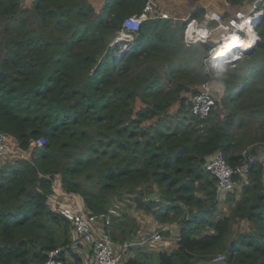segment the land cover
<instances>
[{"label": "trees", "instance_id": "16d2710c", "mask_svg": "<svg viewBox=\"0 0 264 264\" xmlns=\"http://www.w3.org/2000/svg\"><path fill=\"white\" fill-rule=\"evenodd\" d=\"M225 1L223 19L245 3ZM29 2L22 10L0 0V130L27 152L0 158V264L69 252L71 223L51 202L58 193L62 203L61 191L110 215L105 229L132 249L125 264H197L218 253L224 264H264V161L221 197L206 169L218 150L236 165L264 143V17L253 52L208 70L214 42L184 39L205 8L148 18L118 56L111 42L145 0H105L99 10L91 0ZM203 79L216 84V104L200 121L189 106ZM146 221L178 224L176 245L148 246Z\"/></svg>", "mask_w": 264, "mask_h": 264}, {"label": "built area", "instance_id": "2783aa9c", "mask_svg": "<svg viewBox=\"0 0 264 264\" xmlns=\"http://www.w3.org/2000/svg\"><path fill=\"white\" fill-rule=\"evenodd\" d=\"M22 10H26L30 2L29 0H18ZM248 9L239 8L227 19H223L221 12L214 10L208 11L204 21L200 22L196 18H191L187 21L184 31V39L188 44L199 41L210 40L212 35L220 29L227 31L220 40L213 44L209 50L208 60L212 61L216 67H228L235 65L239 58L248 55L253 46L260 40V35L256 30V26L260 23V19L264 17V0H252L249 2ZM172 18L177 20L179 17L173 15L167 10H163L162 6L157 0H145V4L140 12L127 15L122 21L121 31L114 37L111 46L115 47V52L118 55L123 54L132 47L134 33L138 32L143 26L144 22L150 17ZM186 19V18H184ZM262 20V19H261ZM210 21V22H209ZM260 21V22H259ZM251 25L254 33L258 37V41L253 45L247 30ZM125 35V36H124ZM236 36L241 39L242 46L235 50V54L230 52L226 62L216 58V54L222 44H225V39ZM249 41V44H248ZM216 104V93L209 80L201 82L199 90L191 96L189 111L197 120H204L209 117L212 109ZM16 142L10 137L6 131L0 130V158L5 156L10 148L11 143ZM46 143L45 137H39L31 141L30 147H41ZM264 144V143H263ZM259 144L255 147V153L250 154L249 148L243 151L239 162L232 165L226 158V153L223 150H218L207 162L206 169L213 174L217 179V193L221 197L228 191L234 188L236 175L246 176L251 171V166L259 161H264V147ZM252 147V145L250 146ZM20 150L18 149L17 152ZM264 192V186H263ZM61 194H65L61 191ZM77 203L74 205V203ZM80 203L76 195L72 196L71 203L62 204L58 208L62 216L71 221L73 227L77 232L83 233L86 230L87 239L84 241H93V259L97 264H125L131 254L132 249L127 244L117 245L112 238L109 231L105 229V225H110L111 219L107 212L90 213L79 207ZM88 212V213H87ZM100 223H103L100 225ZM176 225V223H172ZM169 223L160 226L152 234L151 238L147 237L143 240L149 246L164 245L161 233L163 230L170 227ZM179 236L176 237V240ZM137 243V242H135ZM226 254L219 253L213 260H225ZM46 264H69L63 256V249L61 247L52 248L48 251Z\"/></svg>", "mask_w": 264, "mask_h": 264}, {"label": "rangeland", "instance_id": "374dc122", "mask_svg": "<svg viewBox=\"0 0 264 264\" xmlns=\"http://www.w3.org/2000/svg\"><path fill=\"white\" fill-rule=\"evenodd\" d=\"M104 1L105 0H91V2L96 6V9L97 10H99L100 8H101V6L103 5V3H104ZM200 0H196V3H200L199 2ZM205 0H203V2H204ZM207 1V3H205V4H208L207 6H209V11H214V9H212V8H219V9H217V11H222L223 10V8L224 7H222V5H223V3H225L226 1L225 0H206ZM245 1V7H246V9H248V5H247V2L248 1H246V0H244ZM238 8H243V7H238ZM169 10H170V8H168ZM215 9V10H216ZM169 12V11H168ZM256 28V30H257V26L255 27ZM227 33V31L226 30H224V29H220V30H218V31H216V33L214 34V35H212V37H211V39L210 40H212L213 42H214V44H216V42L218 41V40H220L221 38H222V36L224 35V34H226ZM227 39V38H226ZM222 45H224V44H222ZM221 45V46H222ZM220 49V48H219ZM115 52V51H114ZM116 53V52H115ZM218 54H217V56H219V54H220V52H219V50H218V52H217ZM117 54V53H116ZM118 55V54H117ZM119 56V55H118ZM212 66H214V67H216L214 64H213V62L212 61H209V62H207V68H208V70H209V68L210 67H212ZM221 68V67H220ZM202 81H204V79L202 80ZM201 81V82H202ZM210 81V80H209ZM201 82H200V84H201ZM210 83L212 84V87L214 88H216V84H213L211 81H210ZM223 93L221 92L220 93V95H222ZM263 147H264V144H263ZM18 149H19V147H18V145H17V143L16 142H13L12 141V143H11V148H10V150H9V152H8V155L5 157V158H14L15 156H21V157H24L25 155H27V152H26V150L25 151H19V152H17L18 151ZM10 152H13V153H10ZM15 152V153H14ZM18 153H19V155H18ZM15 154V155H14ZM259 162H262V161H259ZM57 185H58V183H54V189H55V187L57 188L56 189V191L58 192L59 191V188L57 187ZM65 193V192H64ZM73 195H76V194H69V193H65V194H61V200H62V203H60L59 202V195H58V193H56V195L54 196L53 195V197H52V199H51V202L54 204V207H56V208H60L61 206H62V204H69V202L71 203V199H72V196ZM77 197H78V199H79V196L78 195H76ZM150 197L151 198H158V197H156V196H152V195H150ZM77 203L75 202L74 203V205H76ZM79 207H82L83 208V206L82 205H79ZM131 211H129L128 213H130ZM88 213V212H87ZM142 217V216H141ZM143 218V220L144 219H146V217H142ZM69 221V220H68ZM71 224V234H73V237H74V239H75V242H74V246H76L77 248H79L81 251L83 250V247H84V245L86 244V242H90V243H93V241H84V240H86L88 237H87V234H86V230L87 229H83V233H81V232H77L76 233V231H75V229H74V227H73V224H72V222L71 221H69ZM171 223H173V222H171ZM103 223H100V225H102ZM142 225H144V226H146V230H147V233L144 235V238L146 239L147 237H150L151 238V236H152V234L156 231V226H157V228L158 227H160V226H162V224H157V223H155V225L153 224V221H146V222H143L142 223ZM154 225V228H152V229H150L152 226ZM109 226V225H108ZM111 226V225H110ZM105 227H107V225H105ZM107 230V229H106ZM180 227H179V225L178 224H176V225H174V224H172V225H170V227L169 228H167V229H165V230H163V233H161V235H163L162 236V238H164L165 236L166 237H170L168 240H167V242H168V245L167 246H165V245H156V249L157 250H163V249H169V248H171V247H173V246H175L176 245V237L177 236H179L180 235ZM108 231V230H107ZM110 231V230H109ZM149 232V233H148ZM110 233V232H109ZM111 234V233H110ZM93 248V247H92ZM153 250H155V249H153ZM68 251H69V254H70V256L69 257H67V261L69 262V263H71V262H74L75 264H77L78 262L77 261H79V260H81V262L80 263H78V264H92L93 263V261L90 259V256L92 255V253H91V248H89V249H87V251L85 250V254L84 255H82L83 257H81V256H79V255H74V254H76L74 251H76V250H73L72 249V247H69L68 248ZM219 254V253H218ZM67 255V254H66ZM216 256V255H215ZM220 262H217V263H214L213 262V260L212 261H207V262H200V263H197V264H224L225 262L224 261H222V260H219Z\"/></svg>", "mask_w": 264, "mask_h": 264}, {"label": "crops", "instance_id": "0c3cea01", "mask_svg": "<svg viewBox=\"0 0 264 264\" xmlns=\"http://www.w3.org/2000/svg\"><path fill=\"white\" fill-rule=\"evenodd\" d=\"M160 5L162 6V9L163 10H167L169 11L171 14L173 15H182V16H185L187 17L188 16V13L189 11L191 12L192 10L198 8V7H202V8H205V10H207L206 14L208 13V9H209V6H207L208 4H205L207 3V1L205 0L203 2V0H200L199 2L200 3H196V0H157ZM248 3V2H247ZM249 4V3H248ZM240 7H243L245 8V3L243 6H240ZM170 8V10L168 9ZM212 9H216V8H212ZM219 9V8H217ZM216 9V10H217ZM238 9V8H236ZM211 12V11H210ZM205 20V19H204ZM203 20V21H204ZM79 203H80V199H78ZM72 247L73 250H76L74 251L77 255L83 257L82 255L85 254V250L87 251V249L91 248V245L89 243H86L83 247V250L81 251L79 248H77L76 246H74V243L70 246ZM70 256V254H68ZM90 259L93 261V254L90 256Z\"/></svg>", "mask_w": 264, "mask_h": 264}, {"label": "bare ground", "instance_id": "6f19581e", "mask_svg": "<svg viewBox=\"0 0 264 264\" xmlns=\"http://www.w3.org/2000/svg\"><path fill=\"white\" fill-rule=\"evenodd\" d=\"M247 30L251 39V43L253 45L255 42L258 41V37L254 33V30L251 25L247 27ZM225 41L226 43L222 45L219 49V56H217L218 53L216 54V58L221 60L222 62L227 61L228 57L230 56L228 55L230 52H233L232 55L235 54V50L240 48L242 46V42H244L241 39H238L236 36L228 37L227 39H225Z\"/></svg>", "mask_w": 264, "mask_h": 264}, {"label": "clouds", "instance_id": "9594fccd", "mask_svg": "<svg viewBox=\"0 0 264 264\" xmlns=\"http://www.w3.org/2000/svg\"><path fill=\"white\" fill-rule=\"evenodd\" d=\"M29 6H30V5H29ZM245 8H246V7H245ZM238 9H239V8H238ZM187 17H188V16H187ZM170 18H171V17H170ZM193 18H194V17H193ZM190 19H191V18H190ZM190 19H189V20H190ZM174 21H175V20H174ZM120 31H121V30H120ZM120 31H119V32H120ZM119 32H118V33H119ZM222 68H223V67H222ZM80 205H81V202H80ZM63 217H64V216H63ZM111 236H112V235H111ZM71 245H72V244H71ZM55 248H56V247H55ZM61 248H62V247H61ZM62 249L64 250V248H62ZM47 254H48V253H47ZM68 254H69V252L67 253V255H66V253L63 255V256H64V259H67V257H69ZM66 261H67V260H66ZM67 262H68V261H67ZM45 263H46V261H45ZM68 263H69V262H68ZM69 264H70V263H69Z\"/></svg>", "mask_w": 264, "mask_h": 264}, {"label": "water", "instance_id": "95a60500", "mask_svg": "<svg viewBox=\"0 0 264 264\" xmlns=\"http://www.w3.org/2000/svg\"><path fill=\"white\" fill-rule=\"evenodd\" d=\"M261 19H262V18H261ZM261 19H260V21H261ZM260 21H259V22H260ZM258 24H259V23H258ZM259 41H260V40H259ZM259 41H258V43H257L255 46H253V47H252V49H251V51H250V52H253V51L256 49V47H257V46H258V44H259Z\"/></svg>", "mask_w": 264, "mask_h": 264}]
</instances>
